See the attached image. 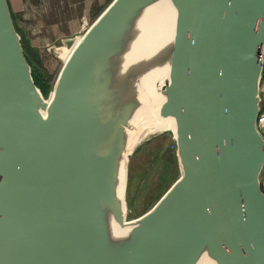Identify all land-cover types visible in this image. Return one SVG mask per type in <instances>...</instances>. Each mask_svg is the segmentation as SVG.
<instances>
[{"label":"water","instance_id":"obj_1","mask_svg":"<svg viewBox=\"0 0 264 264\" xmlns=\"http://www.w3.org/2000/svg\"><path fill=\"white\" fill-rule=\"evenodd\" d=\"M156 1L111 0L79 40L64 39L70 52L46 98L0 0V264H196L203 254L264 264V141L255 126L264 0H169V45L130 51L125 66L142 39L136 21ZM161 61L159 113L175 123L179 176L125 222V191L117 193L125 128L138 78L155 82ZM110 216L130 226L125 235L113 238Z\"/></svg>","mask_w":264,"mask_h":264},{"label":"rangeland","instance_id":"obj_2","mask_svg":"<svg viewBox=\"0 0 264 264\" xmlns=\"http://www.w3.org/2000/svg\"><path fill=\"white\" fill-rule=\"evenodd\" d=\"M110 1H22L23 12L14 14L18 15L20 27L35 48L32 58L28 55L29 60L35 68L50 77L48 83L51 86L63 64V59L55 51L59 50L64 39L82 36L100 14L94 15L96 10L93 9L103 5L105 8ZM56 30L64 39L54 38ZM167 130L149 135L130 155L125 190L127 219L148 211L179 176L173 134ZM261 177L262 174L260 180Z\"/></svg>","mask_w":264,"mask_h":264},{"label":"bare ground","instance_id":"obj_3","mask_svg":"<svg viewBox=\"0 0 264 264\" xmlns=\"http://www.w3.org/2000/svg\"><path fill=\"white\" fill-rule=\"evenodd\" d=\"M175 20V9L169 0H157L150 6L146 7L136 21L137 33H142V39L133 42L129 51L124 55V65L126 64V57L130 51H138L145 54L148 51H153L160 43H170L173 36V24ZM80 37L76 38V41ZM63 50V61L67 58L68 52L65 47ZM160 55V51H156ZM162 54V53H161ZM160 59H157L159 61ZM156 61V62H157ZM152 72L157 79H146L144 76L138 78L136 83L138 106L135 108L129 124L125 128L126 145L121 156L120 170H119V184L117 187L118 196L121 198L125 191V177H126V163L128 155L132 150L145 140L149 135H153L163 129L175 133V123L170 116H161L159 113L164 96L162 94L163 82L168 80V66L167 62L162 61L155 64ZM157 84V85H156ZM125 196V195H124ZM123 205H125V197L123 198ZM125 222L128 219L125 218ZM109 232L113 238H120L126 234L130 226L119 227L110 216L108 218ZM196 264H215L209 257L203 254Z\"/></svg>","mask_w":264,"mask_h":264},{"label":"trees","instance_id":"obj_4","mask_svg":"<svg viewBox=\"0 0 264 264\" xmlns=\"http://www.w3.org/2000/svg\"><path fill=\"white\" fill-rule=\"evenodd\" d=\"M100 11H98V12H100ZM11 15H12V19H13V23L15 25V28L21 36V44H22L23 49L25 51L26 57H27L29 63L31 64L29 58L30 57L32 58V56L34 55L35 48H34V46L31 45L30 40L28 39L25 31L20 27V24L18 23V21H19L18 15L12 13V11H11ZM28 55L30 57H28ZM31 68H32V75H33V79H34L35 84L40 88L43 95L46 96L49 92L48 90H50L49 88L51 87L50 83H48L50 77H47L44 73L40 72L32 64H31Z\"/></svg>","mask_w":264,"mask_h":264},{"label":"built area","instance_id":"obj_5","mask_svg":"<svg viewBox=\"0 0 264 264\" xmlns=\"http://www.w3.org/2000/svg\"><path fill=\"white\" fill-rule=\"evenodd\" d=\"M263 71H264V64H263ZM259 96H260L259 108H258L255 126H256L257 132L259 133V135L264 141V74H263V77L261 79L260 86H259ZM261 185L264 190V167L262 171Z\"/></svg>","mask_w":264,"mask_h":264},{"label":"crops","instance_id":"obj_6","mask_svg":"<svg viewBox=\"0 0 264 264\" xmlns=\"http://www.w3.org/2000/svg\"><path fill=\"white\" fill-rule=\"evenodd\" d=\"M22 1L23 0H8V3H9V6H10V9L12 11V13H18V12H23V4H22ZM105 5H103L102 7H98V8H95L93 10H96L95 13H93L94 15L96 13H98V11H102L104 8ZM103 8V9H102ZM92 9V8H91ZM88 11H89V8H88ZM100 11V12H101ZM55 39H64V36L60 35L58 33V30H56L55 32V36H54ZM40 39V38H39ZM60 51V52H59ZM63 50H61V47H59V50L57 49L55 51L56 54H58V56H61V58L63 57Z\"/></svg>","mask_w":264,"mask_h":264}]
</instances>
